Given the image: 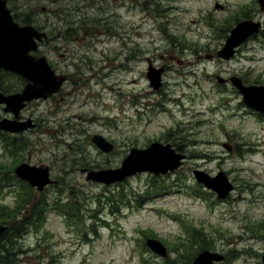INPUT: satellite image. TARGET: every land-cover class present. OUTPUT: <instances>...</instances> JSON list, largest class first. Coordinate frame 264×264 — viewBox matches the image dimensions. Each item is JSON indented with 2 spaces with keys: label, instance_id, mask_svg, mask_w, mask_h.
<instances>
[{
  "label": "rangeland",
  "instance_id": "obj_1",
  "mask_svg": "<svg viewBox=\"0 0 264 264\" xmlns=\"http://www.w3.org/2000/svg\"><path fill=\"white\" fill-rule=\"evenodd\" d=\"M8 5L21 22L31 21L48 34L35 54L72 78L59 95L22 112L35 119L36 129L0 132V208L12 209L27 187L14 173L8 177L22 162L49 166L57 182L40 194L26 188L33 198L38 195V210L48 205L46 221L38 234L30 231L9 248L16 255L11 260L143 264L145 257L165 264L145 249L156 238L168 258L185 264L180 245L208 235L209 250L225 257L216 264H263L264 118L229 82L237 76L246 85H264V11L257 0H9ZM245 15L261 22L262 30L223 60L218 51ZM149 63L165 69L159 90L147 78ZM1 79L5 92L20 89L16 77ZM3 118L13 115L1 105ZM96 134L113 143V151L97 148ZM154 142L186 155L178 171L137 174L109 186L87 181L81 172L119 168L132 149ZM197 169L211 176L224 171L234 191L218 199L197 183ZM198 186L209 193L207 203L194 191Z\"/></svg>",
  "mask_w": 264,
  "mask_h": 264
},
{
  "label": "water",
  "instance_id": "obj_2",
  "mask_svg": "<svg viewBox=\"0 0 264 264\" xmlns=\"http://www.w3.org/2000/svg\"><path fill=\"white\" fill-rule=\"evenodd\" d=\"M258 1L264 10V0ZM7 2L8 0H0V75L2 70L10 71L21 75L29 83L18 94L6 96L0 91V105L6 104L5 111L13 112L15 115L14 120L4 119L0 121V130L20 133L35 127L32 120L18 121L21 110L32 100L47 99L58 92L65 81V77L55 75L46 57L37 58L31 55L32 51H37L38 41L43 42L47 36L32 25L20 26L14 20L11 10L7 7ZM260 28L261 24L252 20L238 24L227 40L226 46L219 52V56L230 60L235 54V48L253 34L258 33ZM162 73L163 69L157 70L152 66L149 68L147 77L151 87L155 90L162 87ZM231 82L244 95L247 104L264 111V86H245L238 77H232ZM93 143L105 153L114 149V146L100 135H95ZM183 159L185 156L178 154L171 145L164 146L156 142L145 150L132 149L119 169L90 171L87 180L110 185L115 182H122L140 172H151L156 175L167 174L169 171L177 170L182 165ZM16 173L33 187H38L39 191H43L47 185L54 183L50 179V168L46 166L38 167L24 163L17 168ZM195 175L199 182L201 181L208 188L215 190L222 199L226 198L233 190L232 184L223 172L215 178L198 170L195 171ZM6 231V226H0V235ZM147 245L159 255L168 256L167 249L158 240L151 239ZM223 259V256L207 251L200 254L193 264H214V262Z\"/></svg>",
  "mask_w": 264,
  "mask_h": 264
},
{
  "label": "trees",
  "instance_id": "obj_3",
  "mask_svg": "<svg viewBox=\"0 0 264 264\" xmlns=\"http://www.w3.org/2000/svg\"><path fill=\"white\" fill-rule=\"evenodd\" d=\"M16 18L19 20V16L16 15ZM21 22V21H20ZM23 24H31V21H24ZM10 170V169H9ZM12 173V170L9 173ZM8 173V174H9ZM27 188V187H26ZM26 188L23 187L22 191H19L17 195L16 205L11 209L9 207L0 208V224L7 225L8 231L0 236V264H16L11 260L12 257L16 256L15 254H10L9 248L14 247L28 234L30 231L35 233L40 232V228L43 226L46 221L47 214V204L44 203L41 208L38 210V201L35 200V197L29 195L26 192ZM158 190V188H156ZM113 196V195H112ZM118 197V196H117ZM119 198V197H118ZM119 199H123L121 196ZM29 208V209H27ZM26 210V213L23 211ZM43 213L42 219L38 218ZM103 225H109L106 220H101ZM263 225V224H260ZM95 226V225H94ZM93 226V227H94ZM204 232L203 230H200ZM191 231H188V236H190ZM208 236V235H207ZM205 235L198 242H193V244H181L180 247L184 249L185 254L181 255V260L185 264H191L198 252L203 250H208L211 248V243ZM189 243V241H187ZM8 245V249L7 246ZM189 246V249L186 250L185 247ZM195 249V250H194ZM180 251L177 247L175 252ZM195 252V253H194ZM23 254V251L18 253ZM180 260V261H181ZM145 264H154L145 260ZM165 264H180L177 261L167 258Z\"/></svg>",
  "mask_w": 264,
  "mask_h": 264
},
{
  "label": "flooded vegetation",
  "instance_id": "obj_4",
  "mask_svg": "<svg viewBox=\"0 0 264 264\" xmlns=\"http://www.w3.org/2000/svg\"><path fill=\"white\" fill-rule=\"evenodd\" d=\"M40 31H42V32H45L43 29H41ZM45 43V42H44ZM43 43V44H44ZM57 73V72H56ZM57 75H62V74H59V73H57ZM9 76H13V77H16L17 79H19V81H20V86H19V88L20 89H18V88H14V89H12L13 91H11V94L12 93H17V92H20V91H22L23 90V88L26 86V81L23 79V78H21L20 76H18V75H13V74H10ZM71 76H68L67 78H66V80H65V82H64V84H63V86L60 88V90H59V92L56 94V95H59L61 92H62V90H63V88H64V86H65V84L66 83H68L69 81H71ZM10 91V90H9ZM55 95V96H56ZM33 103V102H32ZM31 103V104H32ZM30 105V104H29ZM28 119H30V118H25V117H23L22 115L20 116V120H28ZM33 119V118H32ZM34 121H35V119H34ZM36 122V121H35ZM36 124H37V122H36ZM35 124V125H36ZM38 126V125H37Z\"/></svg>",
  "mask_w": 264,
  "mask_h": 264
}]
</instances>
